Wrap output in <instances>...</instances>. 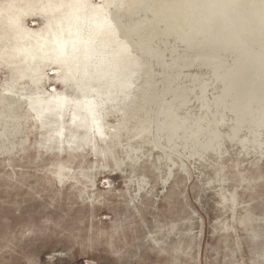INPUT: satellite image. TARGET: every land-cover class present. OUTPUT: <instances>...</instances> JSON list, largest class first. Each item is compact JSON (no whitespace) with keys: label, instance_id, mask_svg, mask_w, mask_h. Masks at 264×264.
<instances>
[{"label":"water","instance_id":"obj_1","mask_svg":"<svg viewBox=\"0 0 264 264\" xmlns=\"http://www.w3.org/2000/svg\"><path fill=\"white\" fill-rule=\"evenodd\" d=\"M0 264H264V0H0Z\"/></svg>","mask_w":264,"mask_h":264}]
</instances>
